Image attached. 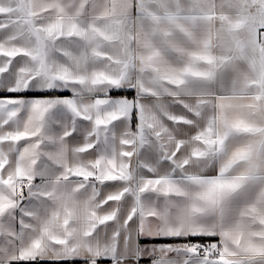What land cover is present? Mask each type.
Here are the masks:
<instances>
[{
	"label": "snow or ice",
	"instance_id": "6c2138e0",
	"mask_svg": "<svg viewBox=\"0 0 264 264\" xmlns=\"http://www.w3.org/2000/svg\"><path fill=\"white\" fill-rule=\"evenodd\" d=\"M0 264H264V0H0Z\"/></svg>",
	"mask_w": 264,
	"mask_h": 264
}]
</instances>
